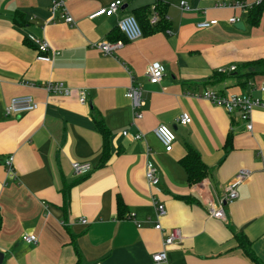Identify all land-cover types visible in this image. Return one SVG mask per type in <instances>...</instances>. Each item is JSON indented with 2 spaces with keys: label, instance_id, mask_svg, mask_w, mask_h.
Returning <instances> with one entry per match:
<instances>
[{
  "label": "crops",
  "instance_id": "crops-1",
  "mask_svg": "<svg viewBox=\"0 0 264 264\" xmlns=\"http://www.w3.org/2000/svg\"><path fill=\"white\" fill-rule=\"evenodd\" d=\"M51 1L0 0V264H255L238 236L264 264V109L253 112L250 132L240 114L230 116L195 97L209 89L264 100V9L253 26L249 10L235 7L259 0H121L115 16L94 20L91 14L115 0H68L74 24L60 12L53 18ZM183 1L191 10L181 8ZM161 3L170 33L146 35L111 56L96 47L122 38L121 18L150 20ZM202 22L212 26L200 29ZM33 39L46 40L60 55L52 63L38 61ZM153 63L165 70L156 85L145 77ZM132 81L142 86L145 102L137 120L126 97ZM49 83H61L71 94L48 93ZM22 96L34 97L39 108L6 117L11 99ZM183 113L191 124H179ZM96 118L111 132V158L104 166ZM161 125L176 134L171 152L155 134ZM137 134L142 140L132 138ZM190 149L209 169L193 185L180 163ZM10 155L13 178L5 166ZM75 162L93 169L78 176ZM149 163L159 169L158 188L146 181ZM243 169L252 176L225 206L226 219L212 218L209 210L219 207L225 187ZM154 199L167 209L162 232L155 229ZM175 227L182 243L168 250L166 262L154 263ZM27 233L38 243L23 242Z\"/></svg>",
  "mask_w": 264,
  "mask_h": 264
},
{
  "label": "built area",
  "instance_id": "built-area-1",
  "mask_svg": "<svg viewBox=\"0 0 264 264\" xmlns=\"http://www.w3.org/2000/svg\"><path fill=\"white\" fill-rule=\"evenodd\" d=\"M68 0H52L50 11L52 17L54 18L56 14L61 13V18L64 19L65 23L74 24L73 17L69 14L66 7V2ZM264 0H259L253 5H247L241 1L235 3V7L243 8L245 10H250L253 6L260 5ZM124 3L121 0H115L109 4L107 8L100 9L90 15L89 19L94 20L98 17H113L117 12L123 7ZM181 8L185 11L191 10V7L187 5L185 1L181 2ZM168 20V19H167ZM150 25L155 26L160 21V16L156 12L151 17ZM238 19L233 18L230 20L231 23H238ZM198 28L207 29L212 26L210 22L199 23ZM118 29L125 37V40L117 41H104L96 45L104 55H113L117 50L123 48L126 43H135L141 40L144 37L143 30L134 15L125 16L120 19L118 23ZM170 33V31H167ZM39 55L37 60L44 63H52L53 60L60 55L59 51L52 50L49 43L46 40L33 39ZM231 72L236 71V67H233ZM221 73H226L225 70L220 71ZM165 76V70L161 63L150 64L146 71L145 77L149 83L156 85L159 84ZM134 80V79H133ZM45 90L48 93H58L63 95H70L71 91L64 87L61 83H49L45 85ZM261 90L264 92V83L261 87ZM126 97L130 99L134 118L141 119L143 117L142 108L145 105L143 99V88L140 84H136L135 81H132L131 86L129 87ZM195 97H201L205 100H208L213 105L223 108L230 116L235 114H240L243 121L246 123L247 130L252 132L253 130V121L252 114L256 109H264V100L260 98H255L251 94H222L219 92H214L212 90L206 89L201 95H195ZM79 101L82 104H86L87 97L84 92L79 93ZM39 108V103L32 96H22L15 97L11 99L9 104L5 108V116H22L27 113L36 111ZM179 124L187 126L192 123V118L188 113H183L178 119ZM155 134L159 141L162 143L166 152H171L174 148V143L176 142V134L174 130L168 126L161 125L155 130ZM124 136L130 137L128 132H124ZM134 140H142L143 136L137 134L132 136ZM14 157L10 155L5 161V166L8 171L10 178L14 177ZM72 169L74 173L78 176L88 174L92 171L93 166L89 162H75L72 164ZM252 176V172L249 170H240L236 176L227 184L224 191V196L220 200V205L217 209L211 208L209 211L210 216L214 219L225 220V206L238 199L239 192L238 189L241 185L245 184ZM146 181L151 187H159L160 185V172L159 169L154 166V164L149 163L146 165ZM154 202L157 207V222L155 223V229L162 232L164 230L163 225L160 222V219L167 214L166 206L162 203L157 202L154 199ZM83 224H87V219H82ZM184 239L182 230L178 227L172 228L170 233L164 236L163 239V249L157 254L153 255L154 263H164L168 259V250L172 247L179 246ZM23 242L28 245H33L38 243V237L33 234H24L22 236ZM99 264V263H97Z\"/></svg>",
  "mask_w": 264,
  "mask_h": 264
},
{
  "label": "trees",
  "instance_id": "trees-1",
  "mask_svg": "<svg viewBox=\"0 0 264 264\" xmlns=\"http://www.w3.org/2000/svg\"><path fill=\"white\" fill-rule=\"evenodd\" d=\"M263 7H264V1H262L260 5L253 6L249 10V21L251 25L257 26L260 23L264 9ZM166 9H167L166 5L163 3L159 4V6L157 7V12L160 16V21L155 26L150 25L148 16L143 20L139 16L134 15L143 30L144 36L149 34H154L158 31L170 30V25L166 18ZM118 32L122 36V38L117 40H125V37L120 32V30ZM117 40H111V41H117ZM248 75L245 76L247 77ZM238 78L241 81H243V77H238ZM95 123L104 141L103 155L99 164V166H104L108 163V161L111 158V153H110L111 132L107 128L106 123L103 119L96 118ZM180 163L188 175V182L190 185L201 183L209 174V169L207 165L203 162L199 153L194 150L190 149L188 151V154L181 160ZM65 196L67 197L66 192H65ZM123 207H124L123 202L119 201L118 202L119 210H121ZM237 239L240 242V245L243 248L244 253L249 258H251L255 264H262L256 257L254 250L252 249V246L247 241V239L243 236L240 237L238 236Z\"/></svg>",
  "mask_w": 264,
  "mask_h": 264
},
{
  "label": "water",
  "instance_id": "water-1",
  "mask_svg": "<svg viewBox=\"0 0 264 264\" xmlns=\"http://www.w3.org/2000/svg\"><path fill=\"white\" fill-rule=\"evenodd\" d=\"M237 27H238V28H241V29L244 28V27H243V23H238V24H237ZM174 128L176 129V127H174ZM3 257H4V255H3V254H0V259H2Z\"/></svg>",
  "mask_w": 264,
  "mask_h": 264
}]
</instances>
